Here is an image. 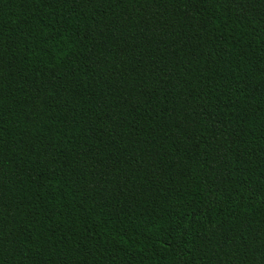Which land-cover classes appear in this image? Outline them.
<instances>
[{"label": "trees", "instance_id": "1", "mask_svg": "<svg viewBox=\"0 0 264 264\" xmlns=\"http://www.w3.org/2000/svg\"><path fill=\"white\" fill-rule=\"evenodd\" d=\"M0 264H264V0H0Z\"/></svg>", "mask_w": 264, "mask_h": 264}]
</instances>
